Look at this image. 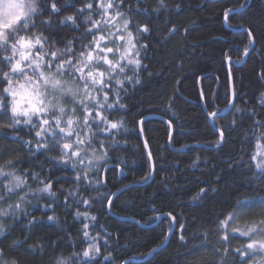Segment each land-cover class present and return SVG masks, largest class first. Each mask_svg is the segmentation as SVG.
Returning a JSON list of instances; mask_svg holds the SVG:
<instances>
[{
    "label": "trees",
    "instance_id": "1",
    "mask_svg": "<svg viewBox=\"0 0 264 264\" xmlns=\"http://www.w3.org/2000/svg\"><path fill=\"white\" fill-rule=\"evenodd\" d=\"M249 2L163 0L164 7L154 12L159 0H144L149 14L135 19L146 23L150 29L140 37L146 45L141 51L146 67L140 71V84L125 82L127 92L123 100L128 107L125 118L129 130L124 135L129 139L110 153L113 163L116 157H121L128 164L123 175L119 170L108 175V187L115 193L129 185L147 183L152 177L148 151L152 153L154 177L147 185L135 186L117 195L119 199L114 201L110 212L102 209L98 202L93 204L87 211L97 217L95 222L76 219L77 207L80 211L86 209L72 198H69V206H65L67 192L77 185L71 166L66 167L50 158L58 156L54 149L45 152L35 145L29 149L23 140L11 134V130H0V149H8L4 158L15 161L18 173H39L41 178L52 183L56 192L55 198L42 194L39 200L26 204L15 218L0 217L5 228L0 247L5 249L7 259L15 258L18 264H55L57 258L68 257L86 246L80 233L82 223L87 222L92 235L105 230L111 234L108 248L114 257L113 264H218L211 251L216 242L211 222L216 214L227 211L237 197L252 198L253 205L264 201V180L249 175L248 167L249 157L256 150L250 128L254 119L264 118V110L258 103L264 92V79H261L264 73V2ZM57 3L62 11L53 18L51 31L46 30L40 20L36 21L33 31L55 35L57 39L79 40L83 28L77 31L72 22L60 24V20L74 14L75 7L81 6L80 0H70V3L57 0ZM241 5L245 7L241 9ZM227 9L238 11L232 12L230 26L223 20ZM77 24H83V17ZM171 27L176 28L173 35H169ZM249 28L254 34V44L245 56L243 51L249 41L246 31L241 30ZM226 57L234 64L228 63ZM231 86L236 89L235 103L242 111L232 108L222 116L219 115L224 111H218V119L213 124L208 113L230 108ZM170 103L174 105L171 109ZM253 110L257 116L252 115ZM149 116L174 122L173 129L162 120H145L143 140L141 135L138 137V128L132 121L136 117ZM233 116L235 125L232 124ZM219 128H223L225 136L222 145L216 147ZM17 133L25 140L31 138L29 129L23 125ZM171 133L172 148L168 142ZM145 140L147 149L144 148ZM177 149L181 152H176ZM29 183L36 187L34 181L29 180ZM201 188L205 189L203 197L193 199ZM79 193L86 198L97 196L94 190L85 191L83 187ZM79 198L78 195L76 199ZM169 212L176 217L177 226L175 234L167 241L161 242V237L172 227L170 218H163L150 229H143L136 223L151 225L157 216ZM111 214L132 220L122 221ZM49 215H54L56 220L49 221ZM179 225L184 226L186 245L179 239ZM205 229L211 243L206 248H194L193 245H201ZM12 241H19V246L11 248ZM165 242V247L160 249ZM100 243L103 244V240ZM239 246V240L232 241V247ZM153 248L158 251L147 261L138 262ZM99 264L105 261L99 259ZM224 264H240V260L233 255L226 258Z\"/></svg>",
    "mask_w": 264,
    "mask_h": 264
},
{
    "label": "snow or ice",
    "instance_id": "2",
    "mask_svg": "<svg viewBox=\"0 0 264 264\" xmlns=\"http://www.w3.org/2000/svg\"><path fill=\"white\" fill-rule=\"evenodd\" d=\"M134 4L133 0H80L81 6L75 7L74 14L60 20V24L72 22L77 31L83 28L82 37L77 40L57 39L55 35L33 31L37 20L51 31L53 18L62 11L57 0H0V130H11V134L23 140L29 149L33 145L45 152L54 149L58 156L50 158L66 167L71 166L77 187L67 192L65 206H69V198L77 205L85 206V211L77 207L75 217L78 220L95 222L97 217L89 215L88 208L98 202L102 209L111 211L114 201L119 199L108 187V175L117 170L123 175L128 161L116 157L113 163L110 153L129 139L124 135L129 130L125 118L128 107L123 100L127 92L125 82L141 83L140 71L146 67L142 63L141 51L146 45L140 37L150 31L146 23L135 19L149 14L144 0H134ZM163 7V0H159L153 11ZM240 7L243 9L245 5ZM234 11L237 10L224 12L225 24L230 26ZM81 17L83 24H77ZM175 32V27L169 29V35ZM246 33L249 43L243 51L245 56L254 44L251 28L246 29ZM59 44L62 47H57ZM226 59L230 61V57ZM261 79H264V73H261ZM201 98H204L203 92ZM231 99L233 102L229 107L236 112L242 111L235 103L237 92L234 86ZM258 103L264 110V92ZM173 106L170 103L169 109ZM221 110L228 109L209 111L213 124ZM252 115L258 113L253 110ZM132 123L137 126L139 137L144 132L145 122L136 117ZM172 123L170 121L169 126ZM232 124H236L235 116ZM21 125L29 129L30 139L18 135L17 129ZM217 131L215 146L220 147L225 133L223 128ZM250 131L256 140V150L249 157V175L264 180V118L254 119ZM144 148H148L146 140ZM6 152L7 148L0 149V217L15 218L26 204L39 200L42 194L56 197L50 181L36 172L18 173L15 161L4 158ZM147 159L151 175L154 171L151 151L147 152ZM29 180L36 183L35 188ZM80 187L85 191L94 190L97 196L86 198L80 195ZM204 192L205 189L201 188L193 199L202 198ZM78 195L80 198L76 199ZM251 199L237 197L228 205L227 211L216 214L211 222V231L216 236L211 251L218 264H224V260L233 255L239 258L240 264H264V201L253 205ZM163 215L171 219L172 227L162 234L161 242L174 235L172 228L177 226L172 212ZM48 220L54 221L56 217L49 215ZM241 222L244 227H240ZM89 227V223H82L80 234L86 246L68 257L57 258L55 264H99V259L105 264H113L114 257L108 248L111 234L105 230L102 234L92 235ZM179 228V239L186 245L184 226L179 225ZM4 235L5 228L0 223V237ZM233 240H239L240 246L232 247ZM210 243L209 232L205 229L201 245L193 247L206 248ZM18 246L19 241H12L10 245L13 249ZM157 251L158 248H153L148 254ZM0 264H18V261L7 259L5 249L0 247Z\"/></svg>",
    "mask_w": 264,
    "mask_h": 264
},
{
    "label": "water",
    "instance_id": "3",
    "mask_svg": "<svg viewBox=\"0 0 264 264\" xmlns=\"http://www.w3.org/2000/svg\"><path fill=\"white\" fill-rule=\"evenodd\" d=\"M252 2V0H250V2H249V4ZM263 2H264V0H263ZM248 4V5H249ZM235 12H238V11H235ZM241 31H246V29H244V30H241ZM228 63H233L234 64V61L233 60H228ZM232 88H233V86H231V90H232ZM233 102V101H232ZM232 108L230 107L227 111H224L221 115H219V116H222V115H224L225 113H227V112H229L230 110H231ZM148 119H157V120H162V121H164L165 123H167V124H169V122L167 121V120H165V119H163V118H161V117H159V116H149V117H146V118H144L143 120L145 121V120H148ZM210 119H211V121H212V117H210ZM171 127V130L173 129L172 128V126H170ZM141 137H142V139L144 140V137H143V134L141 135ZM171 138H172V133H171V135H170V137H169V147H171ZM172 148V147H171ZM176 152H181V150H175ZM153 177H154V171L152 172V177H151V179L147 182V183H145V184H133V185H129V186H127V187H124V188H122V189H120V190H118V191H116L115 192V195L117 196V195H119V194H121V192H124V191H126V190H128V189H130V188H132V187H135V186H142V185H147V184H149L150 182H151V180L153 179ZM110 212V211H109ZM114 218H116V219H119V220H122V221H130V220H132V219H127V218H122V217H118V216H116V215H114V214H111ZM160 217H161V219H157L156 220V222H154L153 224H151V225H143V224H140V223H138V225L141 227V228H143V229H150V228H154L155 226H157L160 222H161V220L163 219V218H165L166 216H164V215H160ZM175 229H176V227H173L172 228V231L174 232L175 231ZM171 237V235L169 236V238ZM165 244H166V242L160 247V249H163L164 247H165ZM150 258V255L148 254L143 260H141V261H138V262H145V261H147L148 259ZM135 260H129L128 262H134Z\"/></svg>",
    "mask_w": 264,
    "mask_h": 264
},
{
    "label": "rangeland",
    "instance_id": "4",
    "mask_svg": "<svg viewBox=\"0 0 264 264\" xmlns=\"http://www.w3.org/2000/svg\"><path fill=\"white\" fill-rule=\"evenodd\" d=\"M240 227H244V225H240Z\"/></svg>",
    "mask_w": 264,
    "mask_h": 264
}]
</instances>
